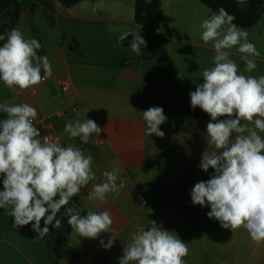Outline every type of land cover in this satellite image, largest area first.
<instances>
[{
    "label": "crops",
    "instance_id": "obj_1",
    "mask_svg": "<svg viewBox=\"0 0 264 264\" xmlns=\"http://www.w3.org/2000/svg\"><path fill=\"white\" fill-rule=\"evenodd\" d=\"M236 1L245 5L251 0ZM18 2L20 19L14 29H19L26 39L39 41L38 55L48 58L52 76L23 91H13L0 81V104L27 103L36 108L38 115L34 124L41 133L40 139L49 137L62 146L76 145L79 140L78 137L69 139L64 131L68 121L94 120L105 129L99 137L93 135L95 144L81 149L92 157L96 174L93 181L106 180L103 172L118 168L121 171L117 181L123 182V186L117 185L119 194L110 192L104 201L89 200V194L77 195L78 206L70 209L85 215L89 211L107 210L113 219L110 233H101L94 240L80 237L72 230L68 248L75 250L77 259L57 260L55 236L49 225V233L36 242L32 241L34 238H17L11 232L7 237L0 236V264L18 261L24 264H119L131 234L153 226V221L163 229L174 231L188 244L189 253L183 258L185 264H264V242L253 241L243 228L235 232L222 229L218 221L207 217L210 207L192 203L190 193L194 185L214 174L211 168L204 172L198 167L201 155L206 150H218L207 143L206 125L211 117L199 107L190 106L189 93L203 83L202 74L199 78L183 77L184 70L173 63L166 50L170 69L160 70L165 64L156 57L153 32L163 40L168 39L160 29V22L153 26L136 25L135 0H92L72 7L58 0ZM166 3L179 6L178 10L182 5L183 11L167 16ZM192 5L202 10L196 0H163L162 22L171 26L173 21H188L189 26L193 19L201 24L214 14L208 8L211 12L202 10L193 14ZM13 14V9H8L0 16V27ZM244 30L260 52L255 58L256 69L244 72L238 46L229 50L230 57L238 59L234 61L242 74L259 77L264 75V12L254 27ZM124 33L129 35L119 43ZM138 35L147 41L146 46L141 45L139 56L129 47ZM190 45L198 46L192 42ZM199 47L211 55L203 69L211 68L215 55L212 44L201 42ZM75 102L81 104L82 110L68 113ZM150 107H162L169 118L160 126L165 133L163 138L145 134L147 125L142 111ZM184 110L193 115L194 122L183 116ZM226 118L218 117V120ZM259 134L264 138V133ZM235 135L233 133V140ZM148 209L152 211L149 213ZM9 211L3 209V212ZM9 217L8 227L16 229L12 226L13 217ZM22 227L33 233L31 224ZM112 235L116 237L114 245L105 249L100 240L106 243Z\"/></svg>",
    "mask_w": 264,
    "mask_h": 264
},
{
    "label": "clouds",
    "instance_id": "obj_2",
    "mask_svg": "<svg viewBox=\"0 0 264 264\" xmlns=\"http://www.w3.org/2000/svg\"><path fill=\"white\" fill-rule=\"evenodd\" d=\"M234 20L235 16L221 7L200 24L201 39L212 44L215 55L213 66L202 72L203 83L189 93L190 106L199 107L211 117L206 125L207 143L218 151L202 153L198 167L204 172L211 168L214 174L207 181L197 182L190 195L193 205L210 207L207 217L218 221L222 229L235 232L243 228L259 243L264 242V138L259 134L264 133V75L242 74L230 58L229 50L238 46L244 72L250 73L257 67L255 58L260 56L247 31ZM128 35L124 33L118 42ZM0 41H5L0 46V81L7 88L27 90L52 76L48 58L38 55L41 44L37 39H26L19 29H12L6 36L0 35ZM146 44L138 35L129 47L139 56L141 45ZM0 112L6 114L0 120V209L10 210L14 228L31 224L37 233L34 240L42 239L49 233V225L62 227L57 218L60 209L96 179L92 157L49 137L41 140L34 124L37 110L27 103L0 104ZM142 114L147 125L145 134L163 138L160 126L169 119L164 109L150 107ZM104 129L92 119L70 120L64 126L69 139L78 137L84 144L94 134L99 137ZM120 171H104L106 181L94 184L88 199L104 201L110 192L118 195ZM68 211V224L80 237L94 240L101 233H110L113 219L109 211H89L84 216ZM115 238L112 235L106 243L101 239L100 244L111 249ZM188 253V244L174 231L153 221L152 227L131 234L119 264H185L183 258Z\"/></svg>",
    "mask_w": 264,
    "mask_h": 264
},
{
    "label": "trees",
    "instance_id": "obj_3",
    "mask_svg": "<svg viewBox=\"0 0 264 264\" xmlns=\"http://www.w3.org/2000/svg\"><path fill=\"white\" fill-rule=\"evenodd\" d=\"M64 6L72 7L80 3L92 0H58ZM162 1L163 0H152L151 3H147L145 0H135V23L139 26H153L156 22L162 21ZM203 5L214 13L223 7L230 15L235 16V23L241 29H250L254 27L264 12V0H251L245 5H241L236 0H199ZM8 9H13L14 14L12 18L0 27V35H5L14 29L20 19V3L18 0H0V16ZM154 40L157 43L155 50L156 57L160 59L165 65L160 67L161 71H168L170 66L168 63V56L163 48L162 37L156 32H153ZM5 41H0V46ZM183 116L194 122V117L189 111H183ZM2 119L6 118V114L0 112ZM78 200L77 195L73 197L67 205L62 207L57 214V218L61 221L62 227L56 229L52 226V230L55 236L56 243V258L58 261L62 259H77V255L74 249L68 248V241L72 232L71 227L68 224V210L71 207H77ZM81 216H84V212H79ZM55 221L53 222V224Z\"/></svg>",
    "mask_w": 264,
    "mask_h": 264
},
{
    "label": "rangeland",
    "instance_id": "obj_4",
    "mask_svg": "<svg viewBox=\"0 0 264 264\" xmlns=\"http://www.w3.org/2000/svg\"><path fill=\"white\" fill-rule=\"evenodd\" d=\"M196 4L202 8L204 12H211L204 5H201L198 0H196ZM204 6V7H203ZM175 5L173 6L170 3H166L164 13L165 15L174 16L178 14L181 10L183 11V6ZM201 10V11H202ZM190 11L193 14H197L201 12L199 9L195 8L194 5L191 6ZM160 29L162 33L168 38L163 40V48L170 54L173 63L179 67H182L183 77L186 78H199L203 72L204 64L211 60V55L205 52L204 49L200 48L201 45V27L200 23L193 19L191 24L188 26V21L186 23L180 21H173L171 26L166 25L164 22L160 21ZM194 43L198 46H191L190 44ZM233 49V48H232ZM232 60H238L237 58H232ZM242 62V69L244 70L245 65ZM193 66L197 68L192 69ZM190 67V68H189ZM202 67V69H201ZM3 176H0V191L3 190L2 184ZM9 213L3 212V209H0V236L2 238L7 237L9 233H14L17 238L21 239H36L37 233L33 231V233H28V230H24L23 227H18L16 229H10L7 225L9 221ZM44 227L43 220L41 221V228ZM25 234L29 235V237H25ZM32 240L36 242V240ZM3 246V245H2ZM2 264H8V262H2ZM15 264H24L21 261L16 262Z\"/></svg>",
    "mask_w": 264,
    "mask_h": 264
},
{
    "label": "built area",
    "instance_id": "obj_5",
    "mask_svg": "<svg viewBox=\"0 0 264 264\" xmlns=\"http://www.w3.org/2000/svg\"><path fill=\"white\" fill-rule=\"evenodd\" d=\"M82 110V106L81 104L75 102L73 103L70 108L67 110L68 113H71V114H75L77 112H80ZM96 143V139L94 136H91L89 138V142L87 144H84L80 139L77 141V144L74 145V144H69V145H64V147H67V146H74V147H78L80 149H84L86 148L89 144H95ZM106 180H100V181H91L89 182V184L85 187H83L80 191L79 194H89L91 191H92V188H93V185L94 184H98V183H103L105 182ZM117 185L118 186H123V182H120V181H116ZM152 227V226H151ZM99 245L96 246L97 249H99Z\"/></svg>",
    "mask_w": 264,
    "mask_h": 264
}]
</instances>
